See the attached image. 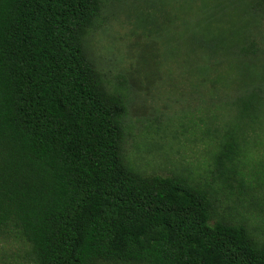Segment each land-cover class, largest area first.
I'll use <instances>...</instances> for the list:
<instances>
[{
	"label": "trees",
	"instance_id": "obj_1",
	"mask_svg": "<svg viewBox=\"0 0 264 264\" xmlns=\"http://www.w3.org/2000/svg\"><path fill=\"white\" fill-rule=\"evenodd\" d=\"M126 3L0 0V239L21 245L0 264H264V80L208 133L210 177L138 172L126 83L110 90L87 51L104 7Z\"/></svg>",
	"mask_w": 264,
	"mask_h": 264
},
{
	"label": "rangeland",
	"instance_id": "obj_2",
	"mask_svg": "<svg viewBox=\"0 0 264 264\" xmlns=\"http://www.w3.org/2000/svg\"><path fill=\"white\" fill-rule=\"evenodd\" d=\"M140 1L149 11L138 0L107 4L87 38L108 88L126 83L123 153L144 175L182 171L204 181L213 169L208 133L225 129L235 99L264 80V0ZM251 36L260 39V53L240 51ZM0 242L10 260L21 253L17 241Z\"/></svg>",
	"mask_w": 264,
	"mask_h": 264
}]
</instances>
